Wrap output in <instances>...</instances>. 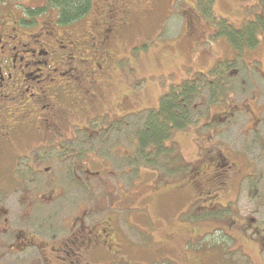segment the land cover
I'll list each match as a JSON object with an SVG mask.
<instances>
[{
  "label": "flooded vegetation",
  "instance_id": "flooded-vegetation-1",
  "mask_svg": "<svg viewBox=\"0 0 264 264\" xmlns=\"http://www.w3.org/2000/svg\"><path fill=\"white\" fill-rule=\"evenodd\" d=\"M159 1L96 0L94 7L92 0L86 14L67 23L58 20L49 0L21 5L0 2V264L125 260L123 236L114 217L104 213L93 220L101 210L92 207L91 183L103 179L104 173L107 176L103 169L111 173L113 166L121 176L139 170L140 123L150 109L140 108L141 97L147 98L141 90L151 77H141L142 71L124 50L132 48L127 39L140 34L136 32L139 16H152L149 8ZM162 1L164 14L174 0ZM263 1L237 0L255 11L238 27L229 23L240 33L252 24L258 38L255 49L264 38ZM194 2L200 12L201 0ZM162 16L155 18L157 23ZM219 30L217 26L213 33ZM246 48L252 47L245 45L240 51ZM118 49H124V55H118ZM230 60L236 61L232 77L238 74L239 63ZM234 89L232 100L222 104L226 110L199 113L196 124L168 137L164 145L175 150L178 135L187 134V129L193 131V142L201 138L210 142L218 133L216 122L226 124L239 111L249 113L257 101H251L257 99L252 93L256 90L251 89L250 99L235 103ZM202 119L206 122L201 124ZM258 120L257 113L254 126ZM197 149L200 154L194 166L184 174L194 191L189 205L216 220L214 230H224L231 240L237 234L248 240L245 234L250 231L252 241L264 252V220L258 223L253 217L260 213L261 203L256 201L245 216L237 208L241 184L260 179L251 174L255 165L223 145L209 149L197 145ZM152 167L150 172L160 178ZM232 177L238 180L234 191ZM59 183L79 189L88 203L78 196L68 197ZM252 190L247 186L246 196H252Z\"/></svg>",
  "mask_w": 264,
  "mask_h": 264
},
{
  "label": "rangeland",
  "instance_id": "rangeland-1",
  "mask_svg": "<svg viewBox=\"0 0 264 264\" xmlns=\"http://www.w3.org/2000/svg\"><path fill=\"white\" fill-rule=\"evenodd\" d=\"M28 1L37 0H6V3L21 5ZM192 1L195 3L194 0H174L164 14L163 1L154 3L149 8L154 13L152 16L145 17L140 13L136 28V32L140 34L127 39L132 48L121 51L118 49V55H124V50L128 58L134 59L131 62L142 71L141 77L152 78L141 90L147 98L141 97L140 108L156 109L160 97L171 85L179 84L198 72H204L219 61L233 58L239 63L238 74L230 78L235 87V103L243 97L250 99L252 93L257 95V99L252 97L251 101H257L247 110L249 113L239 111L226 124L216 122L218 133L210 142L204 135L207 140L201 138L199 142H193L192 129H187L184 136L178 135L175 149L177 163L172 164L170 170L157 165L155 168L160 178L154 171L150 172V164L146 162H139V170L128 174L124 172V176L117 174V166L111 167V173L103 169V172H108L107 176L104 173L103 179L96 178L91 183L92 207L101 210V213L93 215V220L104 213L114 217L112 218L123 236L120 242L124 248L125 260L122 262L108 258L99 264H264V252L252 241L253 234L250 231L245 234L249 237L248 240L239 234L234 235L236 240H231L224 230H214L216 220L214 222L203 217V212L189 205L194 191L187 184L184 175L188 171L184 166L192 168L200 154L197 145L201 149L223 145L234 154L241 152L255 165L251 174L254 177L260 176V179H248L241 184L237 202L239 215H248L256 201H259L262 206L258 209L260 213L253 217L258 223L264 220V155H260L261 151L264 153V111L261 110H264V38L256 49L246 48L236 54L225 37L213 33L214 28L222 27L220 18L235 27L240 26L242 21L252 18L255 11L253 7L244 6L237 0H211V14L207 17L201 10L198 11ZM93 3L95 7L96 0ZM252 6L259 9L257 5ZM159 14L163 16L157 23L155 18ZM251 89L256 91L251 93ZM212 105L208 115L228 108L216 103ZM257 113L259 120L254 126ZM248 116L253 120L248 119ZM205 122L206 120H201V124ZM77 158L85 157L78 155ZM79 164L76 163V168ZM71 175L74 176L72 173ZM237 181L236 177H232L230 188L233 191ZM59 184L61 189H67L70 194L68 197L78 196L83 204L88 203L87 195L81 194L79 189L70 184ZM247 186L253 188L252 196H246ZM221 218L223 216L218 220Z\"/></svg>",
  "mask_w": 264,
  "mask_h": 264
},
{
  "label": "trees",
  "instance_id": "trees-1",
  "mask_svg": "<svg viewBox=\"0 0 264 264\" xmlns=\"http://www.w3.org/2000/svg\"><path fill=\"white\" fill-rule=\"evenodd\" d=\"M2 0H0L1 2ZM6 1V0H5ZM92 0H49V6L58 13V20L67 23L86 14L91 7ZM211 0H201L200 9L205 16H210ZM219 35L237 47H253L258 38L252 24L240 33L231 25L220 20ZM264 27V16H263ZM236 61L225 59L217 62L205 72H198L186 78L181 83L171 85L169 90L160 97L156 109L145 110V117L141 118L139 130L140 162H146L148 168L162 165L165 167L177 163L174 148L166 147L165 140L189 126L196 124L199 113L209 112L212 104L222 105L230 102L233 92L231 71ZM186 169L187 167L184 166ZM156 169V168H155ZM157 170V169H156ZM184 173V172H183Z\"/></svg>",
  "mask_w": 264,
  "mask_h": 264
},
{
  "label": "bare ground",
  "instance_id": "bare-ground-1",
  "mask_svg": "<svg viewBox=\"0 0 264 264\" xmlns=\"http://www.w3.org/2000/svg\"><path fill=\"white\" fill-rule=\"evenodd\" d=\"M46 87V86H45ZM18 188V187H17Z\"/></svg>",
  "mask_w": 264,
  "mask_h": 264
}]
</instances>
